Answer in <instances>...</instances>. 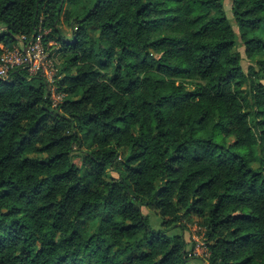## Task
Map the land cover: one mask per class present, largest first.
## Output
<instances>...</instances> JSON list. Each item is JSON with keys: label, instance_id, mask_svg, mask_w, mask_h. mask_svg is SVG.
I'll return each instance as SVG.
<instances>
[{"label": "trees", "instance_id": "16d2710c", "mask_svg": "<svg viewBox=\"0 0 264 264\" xmlns=\"http://www.w3.org/2000/svg\"><path fill=\"white\" fill-rule=\"evenodd\" d=\"M67 3L0 0V58L40 29L68 58L57 108L27 70L0 78V264H189L182 215L207 264H264V0L236 25L223 0H95L72 39Z\"/></svg>", "mask_w": 264, "mask_h": 264}, {"label": "built area", "instance_id": "2783aa9c", "mask_svg": "<svg viewBox=\"0 0 264 264\" xmlns=\"http://www.w3.org/2000/svg\"><path fill=\"white\" fill-rule=\"evenodd\" d=\"M48 31L42 29L33 37L31 41L26 36L18 38V45L13 49L4 50L0 58V78L7 79L11 71L25 69L32 78H39L48 89V99L52 108H57L66 100L67 94L57 89L56 80L58 68L56 55L51 54L49 48L54 47L59 50L60 47L55 42H50L48 46L44 44V37ZM203 231L202 237L194 236L196 242L190 257H199L205 262L210 257L208 241L206 238V229L200 227Z\"/></svg>", "mask_w": 264, "mask_h": 264}, {"label": "rangeland", "instance_id": "374dc122", "mask_svg": "<svg viewBox=\"0 0 264 264\" xmlns=\"http://www.w3.org/2000/svg\"><path fill=\"white\" fill-rule=\"evenodd\" d=\"M224 4H225V9L226 12L228 14V16L230 17L232 23L234 25L235 24V20L233 19V12H232V8H233V4L235 0H223ZM95 3V0H73V3L65 5V9L61 15V23H60V29L62 34L67 38V39H72V28L71 26L68 24V20L67 17L69 14L73 15V16H83L88 10H90L93 6V4ZM235 30L237 32H239V37L237 40V46L235 49L236 53H239L242 55V57L244 58L243 61V66L244 69L246 71L249 70V67L251 66V62L249 61V59L247 58L246 55V47L244 45V42L241 39V33L239 31V29L237 27H235ZM49 51L51 52V54H55L56 55V61H57V68L58 71L65 67L66 65V61L68 60L67 57H63V55L57 51V49H49ZM259 60H264V53L259 54L258 56ZM35 85H39L40 83H38V81H36L34 83ZM246 89H244L243 91V96L247 99V101L249 100V96L248 93L249 91ZM234 139H231L230 142H233ZM129 156V152L128 151H123L121 153L120 156V160L124 161L128 158ZM45 155H39V158L43 159L45 158ZM75 163L77 165H81V158L80 157H76L75 158ZM84 173L87 175L88 174V170L84 169ZM107 175L109 177L110 180L113 179H117L118 175L115 174L114 172L111 171H107ZM142 212L144 213V215L147 217L149 224L151 226V228L154 231H160V230H164L165 228L163 227V219L161 218V216L159 215L158 211L156 210V208L154 206H144L142 207ZM203 222L199 219H197L195 216L193 215H185L181 217L180 220V225H177L176 227L172 228L169 230L168 234L173 236V235H183L185 237V240L188 242V246H187V251H191L192 248H194L195 246V241L193 239L194 236L197 237H202L203 236V231H200L199 228L202 227ZM203 228V227H202ZM192 252V251H191ZM189 264H207V262H205V260L199 258V257H192L191 261Z\"/></svg>", "mask_w": 264, "mask_h": 264}, {"label": "crops", "instance_id": "0c3cea01", "mask_svg": "<svg viewBox=\"0 0 264 264\" xmlns=\"http://www.w3.org/2000/svg\"><path fill=\"white\" fill-rule=\"evenodd\" d=\"M67 19H68V17H67ZM67 19H66V20H67Z\"/></svg>", "mask_w": 264, "mask_h": 264}]
</instances>
